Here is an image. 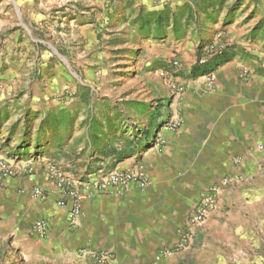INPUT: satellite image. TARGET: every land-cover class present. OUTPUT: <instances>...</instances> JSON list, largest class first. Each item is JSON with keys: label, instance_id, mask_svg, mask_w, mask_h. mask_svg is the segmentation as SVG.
Listing matches in <instances>:
<instances>
[{"label": "rangeland", "instance_id": "obj_1", "mask_svg": "<svg viewBox=\"0 0 264 264\" xmlns=\"http://www.w3.org/2000/svg\"><path fill=\"white\" fill-rule=\"evenodd\" d=\"M252 2L0 0V159H43L71 182L95 173L103 147L138 159L155 135L146 142L138 131L149 129L158 106L162 112L191 86L214 90L215 81L208 90L203 78L214 57L207 52L227 45L211 25L225 19L254 26L264 50V17L256 1L249 8ZM200 245L198 238L174 255L177 264H206L205 256L212 258L207 264H247L246 257L259 264L248 251H231L234 244L221 258L208 252L200 262ZM255 254L264 257L259 249Z\"/></svg>", "mask_w": 264, "mask_h": 264}, {"label": "crops", "instance_id": "obj_2", "mask_svg": "<svg viewBox=\"0 0 264 264\" xmlns=\"http://www.w3.org/2000/svg\"><path fill=\"white\" fill-rule=\"evenodd\" d=\"M255 1L264 17V0H253L249 8ZM243 25L223 19L210 26L224 33L227 45L224 55L204 69L215 87L208 92L191 86L181 99L162 105L160 124L178 119L177 128L160 125L138 159L96 155L89 179L66 177L83 196L75 226L68 221L73 199L52 192L43 159L20 157L16 167L31 163L34 171H18L1 182L0 264H93L89 254L102 252L110 255L108 264H177L174 256L160 252L178 242L200 195L224 178L232 182L204 223L197 259L208 252L221 258L226 244H234L231 251H248L252 263L264 264L255 254L264 253V50L251 32L254 26ZM136 168L148 178L142 190H82L84 183L110 172ZM35 189L44 196L35 197ZM37 221L46 225L43 237L32 229ZM249 258L242 261L248 264ZM211 259L205 256V263Z\"/></svg>", "mask_w": 264, "mask_h": 264}, {"label": "built area", "instance_id": "obj_3", "mask_svg": "<svg viewBox=\"0 0 264 264\" xmlns=\"http://www.w3.org/2000/svg\"><path fill=\"white\" fill-rule=\"evenodd\" d=\"M223 49L224 46L211 45L207 52V57L215 56ZM200 63H204V60H201ZM203 78L207 89L213 90L214 78L209 74ZM179 123V120L175 119L171 122L163 124V127L173 130L179 126ZM18 171L29 175L34 171V167L27 164L18 168L15 164L0 159V185L2 180L13 177ZM48 171L53 184L52 192H59L60 194L67 195L73 199L72 209L68 213V221L72 226H75L77 224L78 217L81 215V202L83 196L80 194L79 190L75 188L73 182L64 179L61 174L55 171L54 168H48ZM231 182V179L224 178L219 182V184L210 187L205 193L200 195L193 214L189 219L188 227L181 233L180 238L175 245L160 252L161 257L168 258L190 251L198 243V238L203 232L204 223L209 213L215 209L220 192L223 189L228 188ZM147 185L148 178L144 171L141 168H136L132 171L110 172L97 181L84 183L82 185V190L86 194H93L106 191L108 189L121 191L123 189H127L128 187H136L142 190ZM33 194L38 198H42L44 196L41 189H35ZM58 205L63 206L64 202L60 201L58 202ZM32 229L40 237H43L46 233V225L42 221H37L33 225ZM89 257L93 261V264H108L110 261V255L106 252L91 253L89 254Z\"/></svg>", "mask_w": 264, "mask_h": 264}, {"label": "trees", "instance_id": "obj_4", "mask_svg": "<svg viewBox=\"0 0 264 264\" xmlns=\"http://www.w3.org/2000/svg\"><path fill=\"white\" fill-rule=\"evenodd\" d=\"M159 25H160V23H159V21H157V26L159 27ZM225 51L226 50H222L219 54L215 55L213 58L222 57L224 55ZM204 73H206V72L204 71ZM160 107L161 106H158L154 110V114H152V116L150 118L151 122L149 124V129H147L146 127H143V129L138 131V132H141L142 134H144V136H146V139H145L146 142L150 141L149 138L152 135V133L154 131H156L161 125L160 120H159L162 117V112L160 111ZM153 140H154V137H153ZM24 146L25 145L17 147L18 152H21L23 150ZM99 154H100V156H116V157L118 156V157H120V159L127 158L128 156H130L129 153H123L121 151H117L116 149H112V148L111 149H104V147L99 150ZM92 170H94V168Z\"/></svg>", "mask_w": 264, "mask_h": 264}, {"label": "water", "instance_id": "obj_5", "mask_svg": "<svg viewBox=\"0 0 264 264\" xmlns=\"http://www.w3.org/2000/svg\"><path fill=\"white\" fill-rule=\"evenodd\" d=\"M16 10H17V8H16ZM18 11V10H17ZM50 49L60 58V59H62V60H64V58L63 57H61V56H59L57 53H56V51L53 49V48H51L50 47ZM65 61V60H64Z\"/></svg>", "mask_w": 264, "mask_h": 264}]
</instances>
